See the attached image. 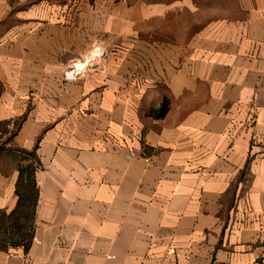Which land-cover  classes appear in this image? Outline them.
I'll use <instances>...</instances> for the list:
<instances>
[{
    "label": "crops",
    "instance_id": "obj_1",
    "mask_svg": "<svg viewBox=\"0 0 264 264\" xmlns=\"http://www.w3.org/2000/svg\"><path fill=\"white\" fill-rule=\"evenodd\" d=\"M234 2L178 39L160 2L0 0V120L39 160L32 242L0 264H264V0Z\"/></svg>",
    "mask_w": 264,
    "mask_h": 264
},
{
    "label": "trees",
    "instance_id": "obj_2",
    "mask_svg": "<svg viewBox=\"0 0 264 264\" xmlns=\"http://www.w3.org/2000/svg\"><path fill=\"white\" fill-rule=\"evenodd\" d=\"M151 2L159 1L151 0ZM5 23L3 20L0 21V29ZM11 122L12 129H9ZM17 123L18 121L11 119L0 120V125L5 126L4 131L9 132L8 137L0 143V163L12 162V169L17 171L14 185L15 205L9 210L0 208V252L10 248H22L23 251H27L34 234L35 205L38 196L34 173L39 166V160L35 146L26 149L12 143V137L18 127ZM248 161L249 157L245 166ZM9 171H2L0 167V172L4 174Z\"/></svg>",
    "mask_w": 264,
    "mask_h": 264
},
{
    "label": "rangeland",
    "instance_id": "obj_3",
    "mask_svg": "<svg viewBox=\"0 0 264 264\" xmlns=\"http://www.w3.org/2000/svg\"><path fill=\"white\" fill-rule=\"evenodd\" d=\"M151 2V0H143ZM160 3L172 6L159 27L171 33L174 38H189L201 31L223 22L232 16L240 15L239 6L234 0H158ZM224 19V20H223ZM227 22V21H226ZM103 47V46H102ZM104 55H105V49ZM104 57V56H103ZM5 126L0 125V143L8 137L9 132L4 131ZM12 129V127H9ZM6 161V160H5ZM2 171L12 169V162H1Z\"/></svg>",
    "mask_w": 264,
    "mask_h": 264
},
{
    "label": "built area",
    "instance_id": "obj_4",
    "mask_svg": "<svg viewBox=\"0 0 264 264\" xmlns=\"http://www.w3.org/2000/svg\"><path fill=\"white\" fill-rule=\"evenodd\" d=\"M104 56V50L100 43L94 44L91 51L84 56L72 61L68 68L64 71L65 80L76 79L84 71L93 67Z\"/></svg>",
    "mask_w": 264,
    "mask_h": 264
}]
</instances>
